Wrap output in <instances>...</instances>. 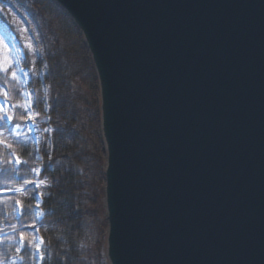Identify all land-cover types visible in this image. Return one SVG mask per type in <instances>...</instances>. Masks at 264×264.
I'll return each instance as SVG.
<instances>
[{
  "label": "water",
  "instance_id": "water-1",
  "mask_svg": "<svg viewBox=\"0 0 264 264\" xmlns=\"http://www.w3.org/2000/svg\"><path fill=\"white\" fill-rule=\"evenodd\" d=\"M99 85L107 264H264V0H52Z\"/></svg>",
  "mask_w": 264,
  "mask_h": 264
},
{
  "label": "trees",
  "instance_id": "trees-1",
  "mask_svg": "<svg viewBox=\"0 0 264 264\" xmlns=\"http://www.w3.org/2000/svg\"><path fill=\"white\" fill-rule=\"evenodd\" d=\"M2 1L24 16L38 52L21 58L25 88L0 77L14 107L9 123L0 114V264H37V237L39 264H106L99 89L90 55L51 0ZM27 123L33 133L11 135Z\"/></svg>",
  "mask_w": 264,
  "mask_h": 264
},
{
  "label": "rangeland",
  "instance_id": "rangeland-1",
  "mask_svg": "<svg viewBox=\"0 0 264 264\" xmlns=\"http://www.w3.org/2000/svg\"><path fill=\"white\" fill-rule=\"evenodd\" d=\"M16 12V11H15ZM18 13V12H17ZM0 17L3 19L6 25L10 27L8 32L12 31L16 37L12 39L14 35L5 34L0 27V76H7L8 80L15 81L17 85L24 86L27 82L26 73H24L20 67L21 54L23 51L29 53L38 52L34 35L23 18H18L14 11L8 6L0 4ZM7 91L5 88H0V114L7 122L12 119V112L14 111L12 105L7 100ZM21 107L28 113H30L29 97L26 93L22 94ZM29 118H27V121ZM33 133L32 125L27 123L25 125H15L11 129V135L16 138L24 136V134ZM1 134V133H0ZM13 163L18 166L19 161L14 158ZM38 172L35 174L37 179ZM39 184V181H36ZM40 202V200H39ZM38 202V204H39ZM37 218H40V213L37 210ZM41 240L36 238V260L37 264L40 263L39 251L41 248Z\"/></svg>",
  "mask_w": 264,
  "mask_h": 264
}]
</instances>
